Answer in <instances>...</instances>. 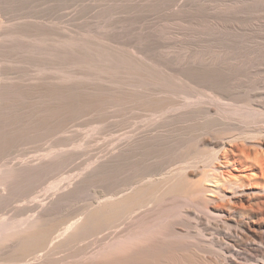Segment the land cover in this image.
Returning a JSON list of instances; mask_svg holds the SVG:
<instances>
[{
  "label": "rangeland",
  "instance_id": "rangeland-1",
  "mask_svg": "<svg viewBox=\"0 0 264 264\" xmlns=\"http://www.w3.org/2000/svg\"><path fill=\"white\" fill-rule=\"evenodd\" d=\"M0 5V26L13 34L6 65L12 81L33 79L68 92H107L110 83L114 90V83L134 86L126 101L108 103L102 97L85 111L68 109L65 119L59 116L14 138L0 157L2 176L40 160L57 166L29 182L34 196L60 195L79 180L114 178L130 184L148 174L164 179L183 165L180 145L222 129L244 133L251 141L257 127L264 129V0H1ZM185 57L196 59L181 71L186 83L175 72L176 61ZM127 71L132 77L124 75ZM218 85L223 88L212 97L222 105L208 100L207 88ZM70 100L65 99L66 106ZM168 101L179 108L157 107ZM217 108L230 113L227 119L215 115ZM250 108L261 113L247 122L251 126L241 120ZM59 123L62 131L54 128ZM129 136L134 150L120 153ZM115 157L110 171L107 160ZM192 168L209 169L204 158ZM89 193L102 197L106 191Z\"/></svg>",
  "mask_w": 264,
  "mask_h": 264
},
{
  "label": "bare ground",
  "instance_id": "bare-ground-1",
  "mask_svg": "<svg viewBox=\"0 0 264 264\" xmlns=\"http://www.w3.org/2000/svg\"><path fill=\"white\" fill-rule=\"evenodd\" d=\"M19 35L28 36L22 31ZM12 38L0 26V157L14 138L30 135L59 116L65 119L68 109L85 111L103 98L108 103L132 98L130 83H114L115 90L110 83L107 92L93 88L68 92L33 79L12 81L6 67ZM194 60L176 61L181 82L189 81L181 71ZM222 88H207L211 103L220 104L212 93L219 96ZM197 96L208 101L203 94ZM65 99H71V105L66 106ZM157 107L175 111L179 103L168 101ZM250 109L248 113L241 109L246 112L243 122L260 116L258 110ZM226 112L217 108L214 113L223 120ZM54 128L62 131L64 126L59 123ZM257 128L251 141H246L244 133L222 129L198 136L194 144L180 145L177 154L183 165L172 176L158 180L148 174L130 184L114 178L79 180L71 190H82L81 194L71 190L44 197L32 194L29 182L56 169L54 160L1 173L0 264H264V129ZM132 136L123 140L120 153L134 150ZM190 155L193 162H188ZM116 158L107 160L108 170L115 167ZM201 158L208 170L192 168ZM129 171L122 174L127 176ZM92 188L106 193L93 196ZM191 225L197 230H191Z\"/></svg>",
  "mask_w": 264,
  "mask_h": 264
}]
</instances>
